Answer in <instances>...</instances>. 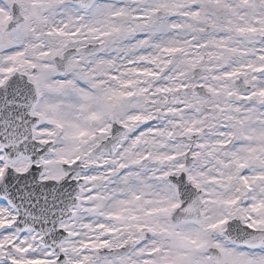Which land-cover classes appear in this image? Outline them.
Masks as SVG:
<instances>
[{
    "label": "snow or ice",
    "instance_id": "obj_1",
    "mask_svg": "<svg viewBox=\"0 0 264 264\" xmlns=\"http://www.w3.org/2000/svg\"><path fill=\"white\" fill-rule=\"evenodd\" d=\"M0 264H264V0H0Z\"/></svg>",
    "mask_w": 264,
    "mask_h": 264
}]
</instances>
